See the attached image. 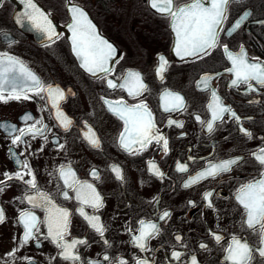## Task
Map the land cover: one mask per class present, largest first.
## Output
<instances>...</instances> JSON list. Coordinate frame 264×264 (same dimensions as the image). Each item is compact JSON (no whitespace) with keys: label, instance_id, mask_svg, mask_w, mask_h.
I'll list each match as a JSON object with an SVG mask.
<instances>
[{"label":"flooded vegetation","instance_id":"obj_1","mask_svg":"<svg viewBox=\"0 0 264 264\" xmlns=\"http://www.w3.org/2000/svg\"><path fill=\"white\" fill-rule=\"evenodd\" d=\"M45 12L51 13V19L56 25L61 39L54 45L45 47L41 36L25 23L23 27L15 22V16L23 11L20 0H4L0 8V51H6L20 58L25 65L46 84L59 85L67 91L71 89L75 95H70L60 102V108L73 121L70 131L65 132L52 113L54 109L47 106L41 112L38 98L28 101H11L0 103V122L9 121L22 127L20 117L25 112H31L37 119L43 118L51 131L47 133L45 143L40 137L30 141V149L25 151V145L15 146L17 154L23 153L21 159H27L34 170L36 180L42 192L48 193L53 203L68 209L70 217L69 235L73 238H87L88 245L79 247V254L86 262L89 259L101 260L107 254L112 264L117 258H124L128 264H135L136 258H147L153 264H170V253L175 249L186 253L181 264H187L191 255H195L199 264H227L223 249L235 235L250 244L258 243L257 233L241 226L244 216L243 208L235 200V194L241 184L257 178L261 171L251 153L264 146V90L245 95L243 87L232 88L230 81L233 76L225 71L230 63L224 58L222 49L213 51L212 56L203 60L184 58L175 55V42L168 22L154 14L146 0H73L87 13L88 18L96 26L98 34L115 49L119 59L115 63V71L110 78L119 77L125 70L132 69L142 73L144 83L149 91L137 99H133L119 89L108 90L99 81L92 79L80 66L71 47L72 33L65 25L71 23L67 0H35ZM249 11L252 15L242 28L232 36L221 34L220 42L227 44L231 50H238L242 44L251 57L264 60V0H242V3L230 8L228 24L225 29L241 14ZM4 33H7L5 39ZM14 41L13 43H9ZM164 56L170 64L161 81L156 74L158 57ZM110 66H112L110 64ZM222 73L212 81L218 95L224 102L245 120L243 126L253 133L252 139L246 138L233 120L219 124L211 134L202 129L195 119L199 115L202 120L210 119L207 109L209 93L197 87V83L205 74ZM179 93L184 97L187 110L165 113L161 108V94L164 90ZM108 99L123 98L129 105L144 100L152 111L156 127L168 140V152L161 149L155 142L139 155H130L121 149L118 140L124 130V122L109 112L99 97ZM248 100L261 103L249 104ZM183 121V128L167 127V121ZM84 122H87L85 124ZM88 126L99 137L101 147L94 149L82 138V132ZM186 133V135H181ZM55 138L65 145L58 150L53 142ZM43 145V151H38ZM11 136L0 128V181L5 180V173H15L17 165L11 158L9 148ZM245 157L246 159L234 167L230 173H225L215 179L201 181L192 187H183L189 176L195 175L208 160H223L230 157ZM189 157L195 159L189 160ZM154 161L164 178L154 177L149 172V162ZM71 162L76 177L81 182L95 185L103 197V207L96 213L106 226L104 238L111 247H107L99 235L90 230L88 223L76 209L78 202L74 199H64L63 181L59 179L57 169L60 165ZM187 164L188 171L181 173L176 170L177 164ZM110 165H119L123 170L124 181H118L110 171ZM99 171L100 179L93 180L90 171ZM29 177H25L28 179ZM214 191L213 203L215 210H204L202 194ZM25 187L15 180L10 181L3 192H0V206L5 212V221L0 223V264H6V254L18 245L23 234V227L18 223L22 211L31 210L42 222L40 231L47 233V212L43 207L32 208L26 201L15 199L22 197ZM69 196L75 192L69 190ZM155 198V199H154ZM158 201V203H157ZM188 201H194L195 207H190ZM157 209L160 213L171 212L166 222L157 221L161 232L151 239V251L142 252L130 242V234L139 227L140 220L156 221ZM85 212L92 214L93 210L85 207ZM209 231L224 236L217 244L209 235ZM182 237L180 244L175 236ZM207 245L201 249L199 245ZM181 244L184 247H181ZM58 249L50 240H42L38 247L35 241H30L21 248L16 256L32 257L37 264H50V258L56 257L51 264H68L57 255ZM255 257V254H254ZM254 258L253 264H257ZM16 264H25L17 259ZM264 264V261H261Z\"/></svg>","mask_w":264,"mask_h":264},{"label":"snow or ice","instance_id":"obj_2","mask_svg":"<svg viewBox=\"0 0 264 264\" xmlns=\"http://www.w3.org/2000/svg\"><path fill=\"white\" fill-rule=\"evenodd\" d=\"M24 6L23 11L15 16V22L21 27L27 23L30 28L40 34L41 40L45 47L54 45L57 40L61 39L60 33L57 32L56 25L53 24L50 12H45L35 0H20ZM242 3V0H146L147 6L153 10L154 14L168 22L169 27L174 34L175 42L173 49L175 55L184 58H195L203 60L205 57H211L216 49H222L224 58L230 63V67L225 71L230 73L233 78L230 86L235 89L243 87L245 95L261 92L264 90V60L248 55L245 47L240 44L238 50H231L227 44L220 42L221 34L232 36L237 33L243 25L246 24L252 15L249 11H243L241 14L225 29L228 24L230 8ZM68 13L71 23L65 26L70 29L71 47L74 55L79 60V66L94 80L99 81L108 90L117 89L126 92L133 99H137L145 92L149 91L148 86L144 83L142 73L128 69L119 77L110 78L115 71V63L119 62L116 58V49L104 40L97 32L96 26L88 18L86 11L73 0H67ZM4 6V0H0V8ZM258 24H264V21H257ZM5 39L7 33H4ZM10 41L9 43H13ZM110 64L112 66H110ZM170 67L167 59L160 55L158 57L157 68L155 69L157 77L163 81L164 73ZM222 73L205 74L197 83V87L202 91L209 93V103L207 109L210 112V119L202 120L199 115L195 119L201 124L202 129L211 134L221 123L227 120H233L238 126V130L248 139H252L253 133L243 126L245 120H251V117L242 118L237 112L224 102V99L218 95L212 81L218 79ZM75 95L71 89L65 91L59 85L46 84L41 78L32 72L25 63L18 57L9 52L0 51V103H9L11 101H28L33 97L39 101H46L41 104V112L45 111L47 106L54 109L52 115L57 124L68 132L73 126V121L60 108V102L65 101L68 96ZM106 109L114 116L124 122V130L119 136V146L122 150L130 155H139L146 151L149 146L155 142L167 154L168 140L166 136L156 127L155 118L144 100H138L136 104L129 105L122 97L119 99H108L105 96L99 97ZM161 108L165 113L186 111L184 97L179 93L170 90H164L161 94ZM247 103H261L257 100H248ZM227 117V120L225 119ZM23 122L22 127L9 121L0 122L7 135L11 136V145L9 153L17 165L15 173H5V180L0 181V192H3L10 181L15 180L25 187L22 197L15 199L26 201L32 208L43 207L46 212V220L43 223L47 225V233L40 231L42 223L35 213L31 210L22 211L18 217V223L24 231L19 238L18 245L11 252L6 254L8 260L6 264H16L20 259L25 264H37L34 258L24 256L17 257L16 253L25 247L30 241H35L40 246L42 240H50L58 249L57 255L68 264H85V261L79 254L80 246H87V238H73L70 241L66 239L70 228V217L72 213L68 209L57 207L48 193L40 190L36 180L34 170L31 168L27 159H21V154H17L15 146L25 145V151L30 149L31 137L35 139L40 137L45 143L48 141L47 133L51 131L49 126L44 123L43 118H35L31 112H25L20 118ZM87 124V122H84ZM167 127L176 126L183 128V121L174 120L169 117ZM186 135V133H181ZM82 138L88 143L89 147L99 149L101 142L95 135L91 126L87 131L82 132ZM264 140V137H260ZM58 150H63L65 145L59 142L58 138L53 141ZM38 151H43V145ZM256 163L260 166L261 171L257 178L248 180L241 184L235 194V200L243 208L244 216L242 217L241 226L251 230L258 235V243L250 244L246 240L232 235L227 247L223 249L224 259L227 264H253L254 258L257 264L264 261V146L258 147L251 153ZM195 158L189 157V160ZM246 158L230 157L223 160H208L205 166L195 175L189 176L184 182L183 187L189 188L201 181L215 179L225 173H230L234 167H238ZM110 171L114 177L123 183V170L119 165H110ZM149 172L156 178L163 179L164 173L159 170L154 161L149 162ZM176 170L181 173L188 171L187 164H177ZM58 177L63 181V191L60 195L64 199H74L78 202L77 213L82 216L88 223L90 230L99 235L101 241L111 247L110 242L104 238L106 226L101 222L100 217L96 214L103 207V197L96 190L95 185L88 182H81L77 177L75 170L71 167V162L67 165H60L57 169ZM29 177L25 179V177ZM93 180H99V171L93 168L90 171ZM69 190L75 192V196H69ZM214 191H205L202 194L204 210H215L213 197ZM155 199V198H154ZM158 203V201H157ZM190 207H195L194 201H188ZM85 207L93 210L92 214L85 212ZM156 221L140 220L139 227L135 232L131 228L127 229L130 234V242L142 252L151 251L150 241L158 236L161 232L160 222H166L171 216L169 210L160 213L157 209ZM5 221V212L0 206V223ZM212 239L220 244L225 238L223 235L209 231ZM175 240L180 244L182 237L176 235ZM181 247H184L181 244ZM201 249H207V245L201 243ZM255 254V257H254ZM185 252L173 250L170 253V264H181ZM56 257L50 258V264ZM103 262L112 264L111 258L105 254ZM86 264H102L101 260L89 259ZM116 264H128L127 260L117 258ZM135 264H153L147 258H136ZM187 264H199L195 255H191Z\"/></svg>","mask_w":264,"mask_h":264}]
</instances>
